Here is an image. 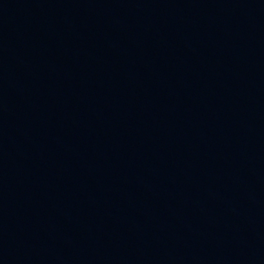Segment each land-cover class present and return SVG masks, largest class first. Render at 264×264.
<instances>
[{"label":"water","instance_id":"1","mask_svg":"<svg viewBox=\"0 0 264 264\" xmlns=\"http://www.w3.org/2000/svg\"><path fill=\"white\" fill-rule=\"evenodd\" d=\"M0 264H264V0H0Z\"/></svg>","mask_w":264,"mask_h":264}]
</instances>
